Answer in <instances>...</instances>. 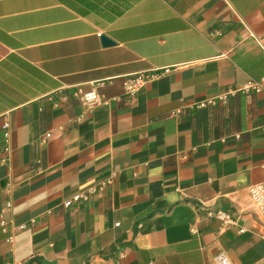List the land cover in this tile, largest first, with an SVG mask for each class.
I'll return each instance as SVG.
<instances>
[{
	"label": "crops",
	"instance_id": "0c3cea01",
	"mask_svg": "<svg viewBox=\"0 0 264 264\" xmlns=\"http://www.w3.org/2000/svg\"><path fill=\"white\" fill-rule=\"evenodd\" d=\"M262 181L264 0H0V264H264Z\"/></svg>",
	"mask_w": 264,
	"mask_h": 264
},
{
	"label": "built area",
	"instance_id": "2783aa9c",
	"mask_svg": "<svg viewBox=\"0 0 264 264\" xmlns=\"http://www.w3.org/2000/svg\"><path fill=\"white\" fill-rule=\"evenodd\" d=\"M158 74L156 73H147V72H138L135 74H132L130 76H127L124 80V88L125 91L129 95H135L147 82L154 80L157 77ZM249 88H261L260 83L255 84H247L245 86V89ZM77 95L80 97L83 103L93 106L100 103H106L108 100L99 96L94 90H90L87 92L82 91L81 89L78 90ZM222 99H226L225 96H223ZM201 106H205V102L200 103ZM5 128V136L6 138L9 137V123L5 122L4 124ZM51 133L45 134V140L49 137H51ZM8 150V148H6ZM249 192L250 196L252 198L253 203L257 206V208L264 213V181L255 183L249 186ZM82 197H84L82 194H76L71 199H68L64 202L65 206H71L75 201H79ZM119 225V223H117ZM24 226H20V229H22ZM215 260L217 264H233L230 258L225 254L223 251L219 252L215 255Z\"/></svg>",
	"mask_w": 264,
	"mask_h": 264
},
{
	"label": "water",
	"instance_id": "95a60500",
	"mask_svg": "<svg viewBox=\"0 0 264 264\" xmlns=\"http://www.w3.org/2000/svg\"><path fill=\"white\" fill-rule=\"evenodd\" d=\"M103 42H104L105 44H109V43H111V41H110L109 39H107L106 37H103Z\"/></svg>",
	"mask_w": 264,
	"mask_h": 264
}]
</instances>
